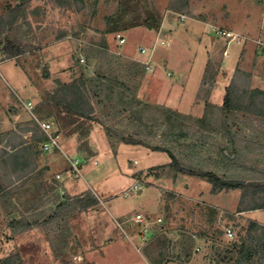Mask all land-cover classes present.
Returning a JSON list of instances; mask_svg holds the SVG:
<instances>
[{"label":"rangeland","instance_id":"rangeland-1","mask_svg":"<svg viewBox=\"0 0 264 264\" xmlns=\"http://www.w3.org/2000/svg\"><path fill=\"white\" fill-rule=\"evenodd\" d=\"M176 1L0 0V15L25 5L20 28L9 35L29 46L13 58L0 53L5 118L16 113L12 98L17 106L30 100L36 107L56 87L57 71L63 82L84 75L95 106L93 116L59 124L61 148L49 152L29 137L28 130L42 134L27 117L1 128L0 260L235 263L234 242L250 220L239 211L243 190L215 188L201 172L264 180V115L224 104L232 82L264 90V0H189L179 10ZM79 124L88 135L76 130ZM16 145L21 149L9 157ZM17 155L28 156L26 170L16 165ZM73 159L81 161L80 175L70 171ZM85 193L99 203L63 205L67 198L77 204ZM136 213L151 222L140 252L134 245L142 240L139 227L128 239L117 226V219ZM255 214L264 219V211Z\"/></svg>","mask_w":264,"mask_h":264},{"label":"trees","instance_id":"trees-1","mask_svg":"<svg viewBox=\"0 0 264 264\" xmlns=\"http://www.w3.org/2000/svg\"><path fill=\"white\" fill-rule=\"evenodd\" d=\"M67 1L55 0L59 5H66ZM188 1L177 0L173 8L179 10L186 6ZM24 17L25 5L23 3L17 4L6 13L0 15V53L6 58L19 56L29 49V46L24 44L21 38L9 35V32L15 28H20V20L24 19ZM90 93V81L84 75L73 78L69 82L56 79V87L47 91L44 98L35 107V111L40 118H54L61 127L65 128V125L77 124L80 119H85L95 114V106ZM224 104L233 110H247L258 115H264V90L260 88L251 90L245 87L239 88L236 82H232L227 88ZM61 121L64 122L63 125ZM77 127L76 130L81 131L80 134H89L88 129L80 130V127H83L82 124ZM34 138L37 141H42L43 139V137H37L36 134ZM129 141L135 142L136 140L130 139ZM21 147L16 145L13 151L9 153V157L16 155ZM19 157L21 156L17 155L14 158L17 159ZM19 159V163L17 162L18 159L15 161L16 165H20L23 170H26L29 166L28 156H25L24 159ZM201 175L207 177L215 188H241L243 190V198L239 211L264 208V180L241 181L225 179L211 172H201ZM76 200L77 204L67 198L64 206L75 205L80 209H89L99 203L98 198L92 193L77 196ZM234 246L237 250L234 264H264V225L257 221L249 220L245 234L240 237L239 241L234 242ZM0 264H10V262H8V259H4L0 260Z\"/></svg>","mask_w":264,"mask_h":264},{"label":"built area","instance_id":"built-area-1","mask_svg":"<svg viewBox=\"0 0 264 264\" xmlns=\"http://www.w3.org/2000/svg\"><path fill=\"white\" fill-rule=\"evenodd\" d=\"M116 39L118 41V44L123 46L126 43L125 36L118 32L116 33ZM163 42H165L163 40ZM140 50L143 53L147 52V49L145 47H140ZM84 59L82 58V61ZM25 108L31 113L32 119L34 120V124L39 130L40 134H42V141L35 142L39 145V148L43 152H49L53 151L54 149H60L61 148V138L62 133L59 124L56 122L54 118H40L35 113V106L32 101L25 102ZM29 137H34V133L32 131H29ZM71 168L70 171L73 174L80 175L81 174V161L78 159L70 160ZM59 176V175H58ZM60 177V176H59ZM142 181V180H141ZM140 180H137L133 188L135 190H140L143 188V183ZM65 191H63L64 193ZM149 218L143 214V213H136L132 216H125L124 218L117 219V226L122 231V233L125 234V236L129 239H131L129 234H133L132 230L135 227L138 228V235L141 237L142 240L138 241L135 245V248L140 252L143 249L144 243H145V235L151 230V227L149 225L150 220ZM158 221H162V219H158ZM131 232V233H130ZM225 235L228 239L232 240L236 237L235 232L232 228L227 227L224 230ZM141 234V235H140Z\"/></svg>","mask_w":264,"mask_h":264},{"label":"crops","instance_id":"crops-1","mask_svg":"<svg viewBox=\"0 0 264 264\" xmlns=\"http://www.w3.org/2000/svg\"><path fill=\"white\" fill-rule=\"evenodd\" d=\"M49 49H46L45 51H44V53L45 54H47V56H49L48 54H50L49 52ZM50 61H53V60H50ZM54 62V61H53ZM52 62V63H53ZM55 72V71H54ZM53 75H55L56 77H55V79H62V76H61V73H59L58 71L56 72V73H54V74H52V76ZM55 86L53 85V86H51L48 90H50V89H53ZM2 88H1V86H0V90H1ZM2 91V90H1ZM11 98H12V96H11ZM11 101H13V104H14V111L16 112V113H13V118L11 119V118H5V116L0 112V131H1V128L3 129V127H7L8 125H9V127L11 128L12 126H14L15 127V125L21 120V116L23 115V116H25V117H27L26 119H29L30 121H32V123H34V120L32 119V115H31V113L25 108V107H20V104H19V106H17L16 105V103L14 102V98H12L11 99ZM23 101V100H22ZM27 101H30V100H27ZM27 101H23L24 102V104H25V102H27ZM25 106V105H24ZM22 108H25V110L27 111V112H25V114H23L24 112H22ZM19 110H20V112H19ZM11 119V120H10ZM29 131H31V130H28V132ZM90 144H91V148H92V150H96L95 149V146H94V143H93V139H90ZM2 144L0 143V146H1ZM33 159V158H32ZM54 159V158H53ZM34 161V160H33ZM35 161H37L38 163H40V159H35ZM46 165H50V163H46ZM87 165H89V164H87ZM86 165V166H87ZM85 166V167H86ZM39 167H41V166H39ZM84 167V168H85ZM32 173V172H31ZM62 176H63V182H64V186H65V190L68 192V188H67V185H66V183H67V179H68V176H66L65 175V173H62ZM64 205V204H63ZM152 209V208H151ZM262 211H264V208L263 209H256V210H247V211H242L243 213H248V216H249V219L250 220H254V221H257L258 223H260V224H263L264 225V219L263 218H259L258 216H256V214L255 213H257V212H262ZM117 228V227H116ZM116 228H114L115 229V231L118 233V229H116Z\"/></svg>","mask_w":264,"mask_h":264}]
</instances>
